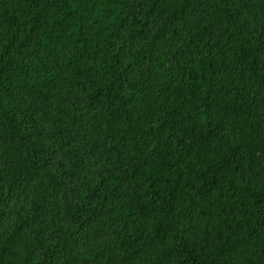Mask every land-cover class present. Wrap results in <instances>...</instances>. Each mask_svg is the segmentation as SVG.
Wrapping results in <instances>:
<instances>
[{
  "label": "trees",
  "instance_id": "obj_1",
  "mask_svg": "<svg viewBox=\"0 0 264 264\" xmlns=\"http://www.w3.org/2000/svg\"><path fill=\"white\" fill-rule=\"evenodd\" d=\"M0 264H264V0H0Z\"/></svg>",
  "mask_w": 264,
  "mask_h": 264
}]
</instances>
